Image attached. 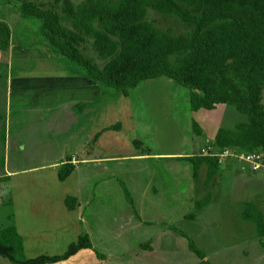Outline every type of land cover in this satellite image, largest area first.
<instances>
[{
    "label": "rangeland",
    "instance_id": "rangeland-1",
    "mask_svg": "<svg viewBox=\"0 0 264 264\" xmlns=\"http://www.w3.org/2000/svg\"><path fill=\"white\" fill-rule=\"evenodd\" d=\"M79 1L75 0V3ZM0 19L10 25L13 48H22L21 52L0 49L4 63L0 65V88L11 73L21 81L12 87L13 109H8L6 104L7 84L0 97L2 114L8 112L12 118L11 133L25 132L20 134L24 148L13 150L11 147L6 158L7 169L12 170L38 162L43 151L51 158L57 157L49 143L53 141L62 146L65 137L61 131L51 133L47 126L55 125L56 129L65 126L60 100L65 97L67 100V96L78 92L76 88H65V79L79 75L75 70L82 67L53 53L45 45L41 22L37 18L21 16L17 3L0 0ZM148 20L175 33L188 29L179 19L151 10ZM85 85L83 82L82 87ZM98 88L100 96L80 116L82 120L70 122L67 131L72 138H66V142L71 144L73 139L84 156L112 155L114 152L126 156L111 167V174L116 177L105 183L100 181L102 186L95 189V193L92 191L95 187L90 188L89 216L94 218L89 217V230L98 234L95 236L96 248L105 254L106 264H199L200 256L191 250V241L207 254L211 264H264V250L260 256L262 246L255 243L259 237L256 236V225L242 217L245 202L257 204L264 213V170L242 169L237 159L217 153L224 166L229 163L227 165L233 167L230 172L225 170L226 166L221 167L213 180L206 183L207 165L194 176L190 161L169 155H199L202 147L212 149L220 127L233 129L246 122L248 116L231 104L193 111L189 89L167 76L143 80L127 95L101 85ZM82 93L85 97L90 96L87 91L82 90ZM117 122L121 123L122 129L108 131L99 138L98 144L86 140L87 137L80 142L89 127L101 129ZM194 122L202 128L201 134L196 132ZM1 125L0 120V129ZM3 129L5 123L0 131V166L6 153L2 143ZM137 139L143 142L142 146L135 144ZM145 146L151 154L145 155L144 159L135 157L144 152ZM78 168L81 169L77 174L81 179L78 181L82 182L79 193H88L89 177L94 179L96 174L84 164ZM7 180L0 181V228L9 224L8 216L13 211L11 203L7 202L11 199L8 189L13 181ZM65 182H72V177ZM125 186L137 211L126 196ZM209 191L211 201L198 209L196 202ZM261 239L264 241V237ZM64 247L43 246L28 254L59 252ZM0 264L13 263L0 256Z\"/></svg>",
    "mask_w": 264,
    "mask_h": 264
},
{
    "label": "trees",
    "instance_id": "trees-1",
    "mask_svg": "<svg viewBox=\"0 0 264 264\" xmlns=\"http://www.w3.org/2000/svg\"><path fill=\"white\" fill-rule=\"evenodd\" d=\"M5 2L17 3L21 16L37 18L45 45L56 55L79 64L82 68L75 72L97 85L127 95L143 80L167 76L189 89L193 111L231 104L246 114L248 120L233 129H218L212 143L214 149L208 154L178 157L192 163L194 176L207 165L206 183H210L221 168L217 153L224 151L260 152L264 163V0ZM150 10L177 18L188 29L175 33L170 28H160L148 20ZM11 36L9 23L0 19L1 50L9 49ZM89 105L79 103L76 110L81 113ZM193 124L201 134L202 128ZM120 126L117 122L104 130H117ZM135 144L142 145L138 139ZM143 150L149 152V147ZM74 168L70 162L63 164L59 179H66ZM124 191L137 211L126 186ZM211 198L208 192L196 202V207L203 208ZM73 200L67 198L70 208ZM242 217L253 222L264 236V214L255 203L245 202ZM85 248H93V244L88 233H81L63 253L27 257L15 224L10 222L0 228V256L13 264H53ZM190 248L200 256L199 264H211L193 241ZM97 254L105 258L102 253Z\"/></svg>",
    "mask_w": 264,
    "mask_h": 264
},
{
    "label": "crops",
    "instance_id": "crops-1",
    "mask_svg": "<svg viewBox=\"0 0 264 264\" xmlns=\"http://www.w3.org/2000/svg\"><path fill=\"white\" fill-rule=\"evenodd\" d=\"M13 46H15L13 43L10 44L9 49L6 51L8 52H10L11 50L12 52L14 50H17L19 52L22 51V48L20 46L15 48H13ZM0 56H1V52H0ZM0 65H4V63L1 61V58H0ZM20 82H21L20 79L14 77L11 73V75L6 79L4 87L0 88V93H1L0 97H1L3 92L5 91V86L7 84L6 99L8 100L6 104L8 109L14 108L12 105L13 101L11 99V94L14 91L12 90V87L14 85L20 84ZM65 82L67 83L64 84L65 88H70V87L71 89L76 88L78 92L67 96L68 97L67 100H65L66 97L63 100L59 99L60 102L63 103L62 111L64 114L62 115L63 116L62 120L65 123V126H62V128L60 129L59 128L56 129L55 125L52 126L51 124L47 126L49 131H52L51 133L54 134L55 132L61 131V134H63L65 137V140L62 142V146L58 145L56 142L53 141H50L49 143L50 150L55 152L57 155L56 158H51V156H47L48 154L46 155V153H44L43 151L42 154L39 155L38 162H34L30 166L18 167L12 170L7 169L6 158L9 154V150H11V147L13 148V150H15L14 148L16 149L24 148L23 147L24 142L22 141V136H20V134H24L25 132L17 131L14 132L13 135L10 129V125L13 123L11 122L12 118L9 117V115L7 114L8 112L5 115H3L0 110L1 113L0 120L2 123L0 131H2L3 124L5 123V129H3L4 134H2L4 135L2 138L3 140L2 143H3V148H5L6 150V153L4 151L5 153L4 160L2 161L0 166V181L2 180L8 181L7 179L9 178L10 180L13 181V185L10 184V188L8 189L11 199H8L7 202L11 203L13 208L12 213L8 216V223L12 222L13 224H15L19 234L22 236L23 244H24V252L27 257H34L36 255L43 253L52 254V255L63 253L71 242L76 241L78 239L81 233H88L91 242L93 244V248L82 249L79 252H77L75 255L71 256L69 259L53 264H106L107 263L106 257L101 259L98 257L97 254V253H102L97 250L95 244V236L96 235L98 236V234L95 235L93 231L89 230L90 228L89 217L91 218V220L94 218V216L92 217L89 216V210L91 208L89 206L91 202H88L90 200L89 199L90 191H91L90 188L92 186L95 187L92 190L95 193V189L99 190L100 186H102V184H100V181L103 180L105 183L106 181L108 182L107 179L116 177L115 174H111L112 173L111 167H115L114 164L122 161L124 158H126V156H124L125 154L122 153L116 154V152H114V154L112 155L103 154V156L100 155L84 156L83 153H81L83 151L80 150V146L78 144H75L73 142V139H71V144L66 142V138L68 139L72 138L71 137L72 135L69 134V132L67 131L70 127L69 126L70 122L77 121L78 123L80 120H82L80 116L86 110L90 109L89 106L91 107L92 104H94L95 99L99 98L98 96H100L99 95L100 93L97 83L87 80L79 75L72 76L71 79L69 78L65 79ZM83 82H86L87 86L85 85L82 87ZM57 85L58 84L56 82V86ZM82 90L85 93L86 91L90 93V96L89 95H88L89 97L83 96L84 94L82 93ZM77 95L79 97H82V99L78 100V98L76 97ZM59 97L60 96H58V98ZM9 99H10V103H9ZM84 102L91 103V105L84 108V110L81 113L79 112L80 113L79 114L78 111L76 110V107L79 103H84ZM104 128L105 127L100 129V127L98 128L95 127L94 129H92V126L89 127L88 129L89 132L86 131L84 132L83 136L80 138L81 139L80 142L82 141L83 138L87 137L86 140H91L92 142L98 144V140L102 135H106L108 131H112V130H104ZM121 129L122 126L120 127V129L117 130L120 131ZM88 135L90 138L88 137ZM141 143L143 145L142 141ZM146 147L148 146L143 147V149H146ZM207 147L210 146L202 147L201 150ZM147 154H151V153L144 151L142 154L136 155L135 157L144 159L145 155ZM169 155L176 156L177 158L180 157L181 155L184 156L183 154L180 153L169 154ZM67 162H70L75 166L72 173L67 177V178L72 177V182H65L67 178L64 180H60L58 176L60 167ZM83 164L85 166L90 167L91 170L95 172L96 176L94 179L89 177V181L87 182L88 183L87 186L90 189L89 192L81 194L79 193V191L82 182L80 184V182L78 181V179L79 180L81 179L80 177L78 178L77 174L81 172V169H79L78 167ZM227 164L225 165L226 166L225 168L224 162L221 161V167H224L227 172H230L233 165H227ZM82 170L84 169L82 168ZM262 170L264 169L261 168L256 172ZM250 171L253 172L252 170ZM22 176L24 177L22 178ZM73 176H75V178H73ZM105 185H106L105 187H107L108 184ZM69 197H73L74 199L73 200L74 206L72 208H70L66 202L67 198ZM255 205L261 210V208L257 204ZM139 221L142 222L141 219H139ZM257 233L258 234L256 236L259 237L258 239L255 240L256 241L255 243L260 244L264 248V244H263L264 241L261 239V235L259 234L258 229H257ZM51 245L54 246V249H57L59 245H63L65 247L62 251L59 252H53V253L40 252L33 256H29L28 254L29 251L35 252L41 249L43 246H51ZM262 247L259 249L260 256H262V252L264 250ZM102 254L105 255L104 253ZM205 259L211 263L207 254Z\"/></svg>",
    "mask_w": 264,
    "mask_h": 264
},
{
    "label": "built area",
    "instance_id": "built-area-1",
    "mask_svg": "<svg viewBox=\"0 0 264 264\" xmlns=\"http://www.w3.org/2000/svg\"><path fill=\"white\" fill-rule=\"evenodd\" d=\"M211 147L204 148L201 153L208 154ZM222 157H232L237 159L241 163L242 169H248L249 167L252 171H257L261 168L264 169L263 157L260 152H239L235 153L232 151H224L220 154Z\"/></svg>",
    "mask_w": 264,
    "mask_h": 264
}]
</instances>
